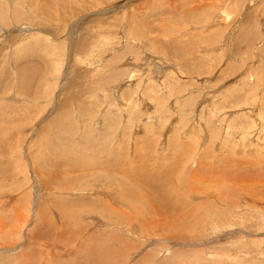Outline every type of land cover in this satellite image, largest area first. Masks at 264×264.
Returning a JSON list of instances; mask_svg holds the SVG:
<instances>
[{
    "label": "rangeland",
    "instance_id": "374dc122",
    "mask_svg": "<svg viewBox=\"0 0 264 264\" xmlns=\"http://www.w3.org/2000/svg\"><path fill=\"white\" fill-rule=\"evenodd\" d=\"M0 264H264V0H0Z\"/></svg>",
    "mask_w": 264,
    "mask_h": 264
},
{
    "label": "bare ground",
    "instance_id": "6f19581e",
    "mask_svg": "<svg viewBox=\"0 0 264 264\" xmlns=\"http://www.w3.org/2000/svg\"><path fill=\"white\" fill-rule=\"evenodd\" d=\"M221 1V0H220ZM222 7H223V10L221 11V13H219L218 15V18H219V22H222V21H228V18H229V16L226 14L227 13V11H228V4H222ZM208 9V8H207ZM205 13V12H204ZM206 15V14H205ZM210 24V23H209ZM221 24V23H220ZM250 79V78H249ZM108 153V152H107ZM107 170V169H106ZM52 186V185H51ZM149 186V185H148ZM169 208V207H168ZM172 209V208H171ZM41 215V214H40ZM43 216V215H42ZM87 216V215H86ZM88 216H89V214H88ZM90 217H93L92 215L90 216ZM88 218V217H87ZM95 218V217H94ZM65 219V218H64ZM95 220V219H94ZM49 222H51V220L49 221ZM64 222V221H63ZM66 222V221H65ZM66 224V223H65ZM94 224V223H93ZM47 225V224H46ZM64 224H62V226H63ZM48 226V225H47ZM65 226V225H64ZM67 226V225H66ZM65 226V227H66ZM49 232V231H48ZM66 232V231H65ZM66 234V233H65ZM50 235V234H49ZM48 236V235H47ZM64 237H65V235H64ZM92 238V237H91ZM68 240H70V239H68ZM89 241H90V239H89ZM55 244V243H54ZM57 244V243H56ZM56 246V245H55ZM63 246V245H62ZM53 247V246H52ZM61 247V246H60ZM65 248V247H64Z\"/></svg>",
    "mask_w": 264,
    "mask_h": 264
}]
</instances>
